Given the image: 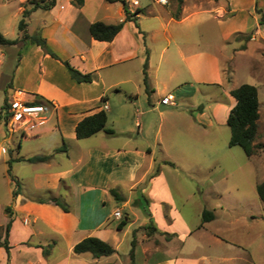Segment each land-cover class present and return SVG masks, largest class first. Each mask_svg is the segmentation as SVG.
<instances>
[{
  "label": "rangeland",
  "instance_id": "1",
  "mask_svg": "<svg viewBox=\"0 0 264 264\" xmlns=\"http://www.w3.org/2000/svg\"><path fill=\"white\" fill-rule=\"evenodd\" d=\"M127 1L133 11L139 5L144 10L137 21L145 32L157 27L159 18L165 21L167 12L172 14L178 5V0H167L166 4L160 0ZM30 2L31 0H0V32L5 37H21L18 26L23 17L22 9L25 6L31 8L33 5ZM84 2L86 4L82 8L79 0H56L57 4L53 9H37L26 18L30 34L38 33L45 37L50 50L79 69H82V64L75 54L78 49L86 47L84 35L87 30L83 27L85 20L117 23L122 19L121 2ZM61 5L64 8H61ZM192 13L196 14L184 23L172 22L169 25L173 34L169 45L162 31L158 32L155 38H152L154 31L149 32L152 37L145 39L138 33L135 23L128 22L135 40L140 44L139 57L99 70L98 83H79L81 85H77L74 95L75 98L91 99L90 105L94 109L103 107L106 103L108 107L104 109L108 113V128L118 133H132L129 139L131 144L140 147L143 152L139 155L130 154V158L139 164V174L147 169L150 157L153 161L151 154L145 151L147 146L151 147L157 160L170 156L177 163L175 167L163 166L161 169V181L164 178V188L168 190L166 197L173 201L174 208L177 209L174 213L177 219L174 222L156 220L160 225H166L171 232L179 234H185L189 229H200L184 240V246L179 237L171 236L172 239L167 240L159 229L149 233L146 226L150 218L135 201L136 193L129 192L127 186H123L124 192L118 188L124 200L119 202L113 198L103 210L111 213V220L115 224L126 216L130 217L127 223L129 226L123 232L113 231L111 235L110 243L119 251L114 257L115 261L119 262L123 257L119 264H130L129 252L134 238L136 248L138 247L137 264L158 262L164 259L162 257L165 253L173 256L175 260L183 258L184 263L180 264H189L195 260H198L199 264H264V202L256 190L257 184L264 179V23L261 21L264 0H184L181 17ZM185 30L190 32L191 38L183 34ZM229 34V39L224 41V37ZM129 41L131 43V40ZM164 45H167L165 57L160 65H156L160 61L159 54ZM178 47L186 53L190 50H200L217 57L225 76L224 83L228 87L235 88L243 83L257 86L261 103L255 143L263 146L257 148L253 156L248 157L241 146L229 145L230 128L227 124L219 125L216 131L205 130L204 135H197L191 123V113L181 102L178 107H174L175 113L168 115L162 133L157 131L160 122L158 110L143 115L150 107L149 93L144 82L145 63L147 62V72H151L153 83L156 82L161 87L163 84L170 86L176 81L186 79L184 77L187 68L179 57ZM38 49L36 45L30 42L24 45L22 41L11 46H0V204L11 200L10 188H15L18 182L9 184V179L13 176L12 170H9V162L13 164L14 174L20 178L18 183L23 187L24 193L43 194L44 191H38L35 185L37 172L52 173L74 167L72 162L78 157L90 159L89 155L94 153V161L88 166H83L84 163L80 167L94 168L96 174L103 167L96 161L103 151L102 147H116L126 139L125 135L109 136L103 131L88 138L78 139L73 136V120L65 118L59 125L55 116L39 128L44 132L36 137L26 139L23 137L27 133L10 131L5 123L3 105L7 97L10 101L20 98L15 89L28 94L32 88L43 82L46 88H52L54 84L60 88L77 84L61 61L60 65H50V72L43 75V67L39 65L43 53ZM175 62H179V67L171 77L169 71ZM89 63L92 64L91 61ZM156 67L158 70L154 72ZM187 77L190 78V75ZM10 82L12 86L9 85ZM200 86V97L218 93V88L212 84ZM101 93L107 95V100H96ZM224 104L228 106V102ZM217 113L222 120L225 108H220ZM138 120L142 122V126L136 123ZM30 135L33 136L34 133ZM63 141L72 159H68L65 153L59 154L56 158L61 160L58 162L54 159L47 166L15 158L19 155L53 153L55 147L63 145ZM3 147L6 148V153L2 152ZM116 207L122 213L120 218L115 216ZM205 208L213 210L216 217L200 226ZM100 209L98 206L97 211ZM158 216L160 217L159 213ZM4 218L5 215L0 212V221H4ZM21 236H13L12 252L15 264H63L68 253L72 252V238H60L57 244L49 248L48 258H44L36 250L29 249V252H26V248L21 249L17 244ZM48 239L49 236L45 233L32 237L33 242L45 243V249ZM226 242H229V245ZM3 262L4 255L0 252V264Z\"/></svg>",
  "mask_w": 264,
  "mask_h": 264
},
{
  "label": "crops",
  "instance_id": "2",
  "mask_svg": "<svg viewBox=\"0 0 264 264\" xmlns=\"http://www.w3.org/2000/svg\"><path fill=\"white\" fill-rule=\"evenodd\" d=\"M85 4L86 3L84 2V4L80 6H82L83 8ZM53 8L54 7L50 9H44L40 7L37 9L51 10ZM61 8H64V6L61 5ZM137 8L142 7L139 5L135 7V10ZM37 9H35L34 11H36ZM23 10L24 7L22 9V12ZM130 10L133 11L131 8ZM157 13V15H159V12ZM121 14L122 19L120 21H122L125 17L123 6L121 9ZM195 14L192 13L177 20L173 17L172 14L167 12V19L164 21L162 18H159L157 27L149 31L150 33L154 31V34H151L153 37L149 35V32L147 30L146 32L142 29L141 30L145 34V39L149 36L155 38L158 32L162 31L163 35L167 39V44L169 45L173 36L170 31L169 25L172 22L184 23L185 21L193 18ZM140 16L141 14H138L137 18H140ZM218 20L219 22H222L221 19ZM93 21V19H87L83 23V27L87 30V33L84 35V43L86 47L82 50L78 49L75 54L78 58V61H80L82 64L81 70L92 73L93 80L91 82H77L72 78V80L77 84L70 83L71 85L70 87H68L69 89L65 87L60 88V86H58L57 84L52 85V88H46L43 82L38 86L32 88L28 94H24L23 91L15 89V91L20 95V98L26 101H50L51 104L50 107H48V121L55 116L58 124L61 125L65 118L72 119V128L74 129L73 136H76L75 127L82 118L87 115L93 114L102 108L108 107V105L105 103L103 107L99 106L98 108L94 109V107L90 105L92 102L91 99H87L86 97L75 98L74 95L78 87L77 85H81L82 83H87L89 85L97 84V81L100 79V74L98 73L99 70L115 65H120L126 63L129 60H132L133 58L139 57L138 45L140 44L137 42V40H135V37L130 30V26L128 25V22L132 21H127L123 29L112 41H99L91 36L89 32V26ZM183 34L187 36V38L192 37L188 30H185ZM230 36V34L228 36H225L224 41H227ZM128 40H131V43L130 41L128 42ZM33 45H36L39 48V52L43 53L39 63L40 67H43V75H47L50 72V65H54L55 63L58 65L61 64L60 60L53 58L49 54H46L39 45ZM166 49L167 45H164L161 48L159 54L160 61L156 65H160L161 60L164 59ZM177 51L179 57L181 58V61H184L186 64L187 71L185 72L186 77H184L186 79L176 81V83H173L170 86H166V84H163V87H161L160 84L156 82L153 83L150 76L151 72L149 70L147 72V69L149 68H146V72L148 75L147 92L149 93L148 105L150 107L148 109L149 111H145L143 115H146L147 112L158 110L160 122L157 131L162 133L165 128V123L167 121L168 115L175 113L174 107H178L181 102L189 109V112L191 113V123L193 125L194 132L197 135H204L205 130H207L208 132L216 131L219 125H228V116L230 110L236 104V99L230 93L231 89H233L234 87H228L224 83L225 76L217 57L215 58L210 54H206L204 51L201 52L200 50H190L186 53V51H183L178 47ZM90 61L92 62L91 65L89 63ZM171 67V70L169 72L171 74V77H173L174 73L179 67V62H175ZM157 70L158 67H156V70H154V72H156ZM96 75L98 76L97 78ZM189 75L191 79L187 77ZM201 84L214 85V87L218 88V93L206 97L205 95L201 97L198 96L200 91H202V88L200 86ZM166 95L172 96L174 102L173 104H163L161 102V99ZM133 98L134 97L132 95L131 99ZM204 99L208 101L204 102ZM96 100H107V95L101 93L98 97H96ZM224 102H228V106H225ZM222 107L225 108V115L221 120L219 119L217 112ZM136 123H140L139 126H142V122H140L139 120ZM39 128L32 131L34 133L33 136L30 135L32 132H28L26 135H24L23 138L30 139L32 137L41 135L44 130H41ZM100 132L101 131H99L98 133ZM98 133L94 135H97ZM103 133L109 136L122 134L126 136V139L123 143L116 145V147L108 146L104 149V146L102 145L103 151H101V155H98L96 159V161L98 160V163H101L103 165L101 171L96 172L95 174L94 168L85 169L84 167H80L84 163L85 164L83 166H88L91 162L94 161L95 154L92 153L89 155V153H87L90 159H85L80 156L78 157V159L72 162L74 167L59 169L52 173H47L44 171L37 172L35 185L38 191H44L43 194L24 193L23 187L18 183L20 178L14 174L13 164L12 162H9V170H12L11 174L13 175L12 178L9 176V184L13 185L14 183L16 184L17 181L18 182L15 185V188H10L11 200L5 204H0V212L5 215L4 221H0L1 240H3L5 237L6 226L10 221V216L6 212V207L10 206L13 213V221L8 233V240L11 246L10 255H8L6 249L3 246H0V252L4 255L3 264L14 263L12 243L13 236L15 234L22 235L17 240V244L21 246V249L26 248L24 249L26 252H29V249L36 250L38 251L37 253L44 258H48V255L50 253L49 248H52V245L57 244V241L60 238L71 237L72 243L70 244V249H72V252L68 253V256L66 257L63 264L121 263L123 257L119 262H116L114 259V257L119 253L117 248L114 246L113 247L116 249V252L114 254L109 256H102L99 258H95L91 253L88 252L76 254L73 251L74 245L85 237L96 236L110 243L113 231L123 232L129 226L128 224H126L123 229H119L118 224L120 222L118 224H115L111 220V213L104 211V208H106L108 201H111V199L114 198V196L110 192L111 188H120V190H122L123 186H127L129 192L136 193L137 198L140 196V193L142 191L148 199L147 209L151 213V217L153 218L157 228L165 234L167 240L179 237L184 246V240L186 241V239L192 236L195 231L200 230L189 229L185 232V234H179L177 232H171L166 225L162 226L156 220L162 219L164 221L168 220L174 222L177 219V215L174 214L177 209L174 208L173 201L169 200L166 197L168 196V194H166V191L168 190L164 188V178L161 181V169L163 168V166L175 167L177 163L173 161L170 156L162 157L157 160V158L153 154V150L151 149V147L147 146L145 148V151L151 154L153 161L150 157V164L148 165L147 169L143 171V173L139 174V164L137 162L135 163L134 160L130 158V154L139 155L143 152H141L142 150L139 149L140 147L133 146L131 144L129 139H131L132 133H130L129 131H122L120 133L114 131L113 134H108L107 132L103 131ZM60 147L61 146H57L55 147V149H53L54 154H34L52 155L49 160L30 163L44 164L49 166L50 162L54 159H57V161L59 162L61 158L56 157L57 155L63 153H65L68 159H72V156L67 148L61 151H57V148ZM18 150H21V143L19 144ZM161 151L163 152L164 150L161 149ZM34 155H19L15 158L19 160V158L21 157L28 158ZM19 161L25 162V160ZM159 162L163 165H161ZM170 162L173 164H171ZM134 187L136 188V190H134ZM159 191H161V193H157ZM15 192H17V194H15ZM54 197L59 198L63 202H65L68 205L69 211H65L64 209H62L53 200ZM135 201L140 204L139 200L135 199ZM98 206L101 208L100 211H97ZM157 208H159V210ZM118 209L119 208L116 207L115 211H117ZM158 213L160 217L158 216ZM148 218H150V216H148ZM128 220H130V217ZM43 233L48 234L49 236V239L46 240V249L44 248L45 243H36L32 241V237L34 235H42ZM171 236L173 237L171 238ZM226 244L229 245V242H226ZM84 255L90 258H85ZM162 258L164 259L158 262H153L151 264L184 263L183 258L179 257L175 260L173 256H170L167 253H165V256H163ZM189 264H199V261L195 260L194 262H191Z\"/></svg>",
  "mask_w": 264,
  "mask_h": 264
},
{
  "label": "trees",
  "instance_id": "3",
  "mask_svg": "<svg viewBox=\"0 0 264 264\" xmlns=\"http://www.w3.org/2000/svg\"><path fill=\"white\" fill-rule=\"evenodd\" d=\"M108 2H121L123 6V10L125 13V17L122 21H119L117 23H106L101 20H95L93 21L89 26V32L91 36L99 41H112L118 33L123 29L125 23L127 21H133L135 25L138 28V33L142 34L145 38L144 32L141 30L138 24V14H141L144 12L142 8H137L135 11H131L128 5L127 0H106ZM184 0H178L177 9L172 12V15L175 19L179 20L181 18V11H182V4ZM84 0H79V3L82 5ZM33 6L31 8H27L25 6L23 12H22V19L19 22V31L21 32V37L16 39H9L5 37L4 34L0 32V46H11L15 45L18 42L22 41V43L25 45L26 42H30L32 44L39 45L42 50L46 53L52 56L55 59L60 60L69 70L71 77L77 81V82H91L93 80V75L91 72L83 71L74 65H72L68 60L62 59L57 53L50 50L47 45V40L45 37H43L40 34H30L27 30V20L32 13L37 8H44V9H50L56 4V0H31L30 2ZM259 12H262L259 10ZM262 23H264V13L263 17L261 19ZM147 68V62L144 65V75L145 79L144 82L147 87L148 91V75L146 72ZM12 86V82L9 84ZM231 95L236 99V104L232 107L230 110L227 123L231 130V135L229 139V145L234 146L238 145L243 148L246 155L248 157L253 156L257 148L262 147L263 145L256 144L255 140L258 135V129H259V119H260V101H259V92L257 86L253 84L243 83L230 91ZM10 100L7 97L5 99V103L3 105L4 110V117H5V123H7L8 120V114L7 109L10 106ZM34 103H44L47 107H50L51 102L48 100H38ZM108 122V113L107 111L102 108L98 110L97 112L87 115L84 118H82L75 127L76 137L78 139H83L90 137L99 131H105L108 134H113L114 130L107 127ZM66 149L65 142L60 148H57V151H61ZM52 157V155H34L28 158H19V160H25L29 162H43L47 161ZM171 163V162H170ZM173 164V163H171ZM257 194L259 198L264 202V179L259 182L256 186ZM111 194L114 196V198L121 202L124 200L123 195L116 189L111 188L110 189ZM17 194V192H15ZM53 200L65 211H69L68 205L63 202L61 199L54 197ZM137 200L140 201V205L144 209V211L147 213L148 216H150V222L146 226L149 233H152L154 231H157V226L151 217V213L147 209L148 199L145 197L143 192L141 191L139 198ZM6 212L10 216V221L8 222L6 226V234L3 240H1L0 237V246H3L8 255H10V244L8 240V233L11 227V223L13 221L12 211L11 207H6ZM215 213L213 210H209L205 208L202 212V226L204 223L212 221L215 219ZM129 219V216H126L125 219H122L120 223L118 224L119 229H123L125 225L127 224ZM73 251L76 254L81 253H91L95 258H99L102 256H109L116 252V249L113 247L112 244H110L108 241H105L99 237L96 236H88L79 241L74 245ZM130 257V264H137L136 263V240L132 241V247L129 252Z\"/></svg>",
  "mask_w": 264,
  "mask_h": 264
},
{
  "label": "built area",
  "instance_id": "4",
  "mask_svg": "<svg viewBox=\"0 0 264 264\" xmlns=\"http://www.w3.org/2000/svg\"><path fill=\"white\" fill-rule=\"evenodd\" d=\"M160 2L166 4L167 0H160ZM161 102L163 104L174 103L171 95L164 96ZM48 110L49 108L44 103H34L22 98H14L7 109L8 120L6 124L13 133L32 132L47 123ZM2 152H6V148L3 147ZM115 216L120 218L122 216L121 211H115Z\"/></svg>",
  "mask_w": 264,
  "mask_h": 264
}]
</instances>
